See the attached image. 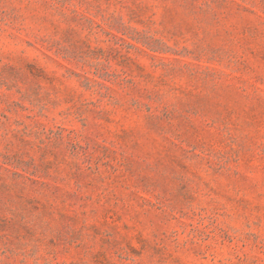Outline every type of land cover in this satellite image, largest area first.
I'll list each match as a JSON object with an SVG mask.
<instances>
[{
    "label": "rangeland",
    "instance_id": "obj_1",
    "mask_svg": "<svg viewBox=\"0 0 264 264\" xmlns=\"http://www.w3.org/2000/svg\"><path fill=\"white\" fill-rule=\"evenodd\" d=\"M0 264H264V0H0Z\"/></svg>",
    "mask_w": 264,
    "mask_h": 264
}]
</instances>
